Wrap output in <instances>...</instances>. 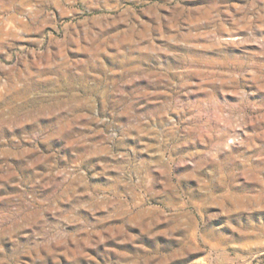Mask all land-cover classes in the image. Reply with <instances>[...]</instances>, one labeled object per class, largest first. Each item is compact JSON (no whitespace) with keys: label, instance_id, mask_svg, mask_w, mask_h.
Here are the masks:
<instances>
[{"label":"rangeland","instance_id":"374dc122","mask_svg":"<svg viewBox=\"0 0 264 264\" xmlns=\"http://www.w3.org/2000/svg\"><path fill=\"white\" fill-rule=\"evenodd\" d=\"M0 264H264V0H0Z\"/></svg>","mask_w":264,"mask_h":264}]
</instances>
